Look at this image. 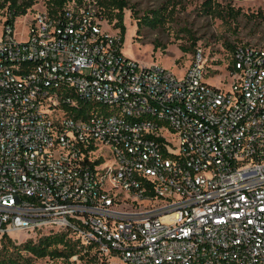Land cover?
Instances as JSON below:
<instances>
[{
	"label": "built area",
	"instance_id": "1",
	"mask_svg": "<svg viewBox=\"0 0 264 264\" xmlns=\"http://www.w3.org/2000/svg\"><path fill=\"white\" fill-rule=\"evenodd\" d=\"M0 31V248L65 232L71 264H264V47L227 89L123 53L99 11ZM26 232L31 237L15 238Z\"/></svg>",
	"mask_w": 264,
	"mask_h": 264
},
{
	"label": "rangeland",
	"instance_id": "2",
	"mask_svg": "<svg viewBox=\"0 0 264 264\" xmlns=\"http://www.w3.org/2000/svg\"><path fill=\"white\" fill-rule=\"evenodd\" d=\"M107 0H82L83 7L99 11L98 2ZM44 0H36L30 9L35 13L44 7ZM124 10L125 35L123 53L142 64L160 65L181 76L192 60L195 50L204 51L207 78L215 87L227 89L231 81V52L226 45L240 44L264 47V0H128ZM157 12L161 18L155 24H146L144 16ZM5 10L0 9V22ZM139 18L141 21L138 23ZM24 17L15 23L17 40L24 34ZM2 24L0 23V31ZM103 31L121 37L115 22L103 23ZM196 41L195 46L192 42ZM15 238L31 237L26 232L14 233ZM24 242L17 241L20 254L30 257L29 264H58L59 259L35 258L22 249ZM14 251L8 248V253ZM2 250H0V254ZM15 253V251L13 252ZM82 264H92L88 258ZM109 264H120L113 257Z\"/></svg>",
	"mask_w": 264,
	"mask_h": 264
},
{
	"label": "trees",
	"instance_id": "3",
	"mask_svg": "<svg viewBox=\"0 0 264 264\" xmlns=\"http://www.w3.org/2000/svg\"><path fill=\"white\" fill-rule=\"evenodd\" d=\"M75 2L81 4L82 0H44V7L51 15H57L58 12L68 5ZM36 4V0H0V9L5 10L8 19L6 23L12 24L13 21L24 16ZM99 16L112 23L115 22V28L120 29L121 42H124L125 26L123 24L124 10L129 9L128 0H107L98 2ZM146 24L152 25L160 20L161 16L157 12H151L150 16H144ZM138 23L141 21L139 18ZM155 23H154V22ZM196 41L192 42L194 47ZM227 50L232 52L235 46L226 45ZM231 68V67H230ZM22 249L26 250L35 258L50 257L59 259L58 264H71L69 258L76 253H80L76 242L70 240L65 232L50 233L37 240L27 239L23 241ZM10 237L3 241L2 253L0 254V264H29L30 257H24L20 254V248L15 245ZM13 247L14 251L8 253V248ZM81 261L85 259L84 255L79 254Z\"/></svg>",
	"mask_w": 264,
	"mask_h": 264
}]
</instances>
